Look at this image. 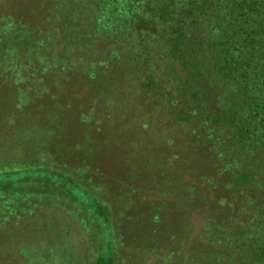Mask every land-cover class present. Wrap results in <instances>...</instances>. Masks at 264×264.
<instances>
[{"label":"trees","instance_id":"obj_1","mask_svg":"<svg viewBox=\"0 0 264 264\" xmlns=\"http://www.w3.org/2000/svg\"><path fill=\"white\" fill-rule=\"evenodd\" d=\"M19 11L18 15H22L19 20L30 24L31 29L39 19L51 20V24L61 15L70 20L77 25L81 39L90 37L88 47L92 52H88L87 60L78 57L80 65L85 63L91 68L87 74L75 69L65 75L57 87L45 78L57 88L55 95L48 93L53 91L49 84L48 89H42L45 81L40 88L32 90L35 94L41 90L47 92L43 103L39 102L43 99L38 94L33 96L37 98H29V92L22 96L19 91L14 92L16 87L0 80V110L11 112L8 119L17 128L15 138L24 141L13 149L20 150L23 146V150L43 152L37 139L41 133L38 131L41 125L35 117L37 112L34 108L31 111L33 106L25 110L26 105L39 102L36 108L69 110L73 105L81 108L82 94L92 93L93 105L77 111V118L81 120L84 111H88L91 118L100 119L102 124V111L105 115L117 113L113 108L118 102L115 107L124 108L125 116L123 120L118 119L119 114L115 116L116 123L123 121L127 125L128 144L133 141L131 135L136 128H140L141 136L135 145L147 141L157 145L159 155L153 171H161V175L149 176L151 183L141 190L147 192L160 187L175 198L170 207L162 203L155 205L147 197L140 202L133 183L119 178L112 180L108 174L114 171L104 172L101 164L87 166L91 169L88 177H92L87 179H92L89 180L91 189L99 200L106 201L109 193L120 196L127 189L134 191L132 197H135H131L126 214L112 213L115 249L126 250L133 259L132 252L138 248L142 251L150 247L167 248L178 255L168 260L169 264H264L263 181H260L263 187L258 188L252 200L259 199L253 207L256 215L251 221L258 226L256 235L251 234L248 244L239 246L232 239L231 243H225L212 237L215 231L225 230L221 219L232 217L230 212L239 214V204L236 210H230L207 198L200 202L191 195L192 201L201 205L198 206L186 203L181 193H177L183 190L198 193L211 184L213 168H208L209 154L225 158L222 160L225 166L221 165L223 176L228 170L234 173L229 164L233 159L227 161L224 146L228 150L235 149L238 157L264 153V0H46L44 8L41 5L23 11L19 7ZM85 12L86 16L79 20ZM67 26L70 28V24ZM80 43L77 41V45ZM68 92L72 99L65 96ZM163 108L170 114L169 123L172 120L176 131L169 128L167 121L158 119V112ZM18 114H23V118L16 121ZM83 125L86 130L90 129L89 125ZM172 132L178 136L175 140L168 137ZM206 143L210 148L205 147ZM14 154L20 153L12 152V156ZM47 155L58 163L53 154ZM70 157L68 153L64 162L72 166L76 163ZM0 159L3 164L8 163ZM79 160L75 167L81 166L84 158ZM108 162L113 166L116 160L111 157ZM239 175L234 174V182L244 183L248 175ZM216 191H225V188ZM3 197L10 201L8 195ZM206 206L213 211L208 214L213 221L202 227L200 234L208 239L203 237L201 243L200 234L195 239L190 238L194 230L189 224V214L203 210L206 213ZM164 223L165 230L162 229ZM236 227L235 230L241 229L249 235L254 226L245 218H239ZM170 228L172 233H169ZM179 231L186 235L185 240H177L175 236ZM14 233L13 236L21 234ZM87 233L90 238L91 232L87 230ZM90 239H93V251L99 252V237L92 235ZM185 249L189 250V256L185 255ZM130 259L128 257V263ZM134 259V264L138 263L136 253ZM21 260L16 258L15 264H27ZM91 263L95 264V260ZM159 263L164 264L166 260Z\"/></svg>","mask_w":264,"mask_h":264},{"label":"rangeland","instance_id":"obj_2","mask_svg":"<svg viewBox=\"0 0 264 264\" xmlns=\"http://www.w3.org/2000/svg\"><path fill=\"white\" fill-rule=\"evenodd\" d=\"M45 2L46 0H0V80L8 86L16 87L14 92L19 91L22 96L31 93L29 98L38 94L41 96L40 99H43V96L48 95L42 90L35 91L36 94L32 92L41 87L42 81L46 82L42 89H48L49 84L53 91L48 93L55 95L57 91L55 87L69 72L73 73L76 69L87 74L91 69L88 64H79L78 57L87 60L90 57L88 52L92 50L88 47L91 44L90 37L85 36L84 40L81 39L75 23L61 18L60 15L51 24H49L51 20L39 19L35 28L31 29L30 24L19 20L22 16L18 15L19 7L23 11L32 7L40 8L41 5L44 8ZM85 16L86 12L79 17V20ZM66 23L70 24V28ZM77 41L81 42L80 45H77ZM45 78H49L55 87ZM54 95L51 96L54 98ZM65 96L71 98V92L65 93ZM65 96L62 95L63 98ZM76 100H79L78 97ZM39 102L43 103L44 99ZM39 102L26 105L25 110L33 106L31 111L34 108L37 112L35 117L41 125L38 128L41 133L38 134L37 139L40 140L38 145L42 146L43 152L28 148L23 150V146L20 150L13 149L18 148L16 144H24V141L15 138L17 128L14 122L8 119L11 112L0 110V158L13 164H3L0 159V264H15L16 258L23 259L21 262L27 264H88L93 259L95 264H134L135 253L138 262L136 264H160L159 262L165 260L164 264H169L168 260L178 255L167 248L150 247L145 251L138 248L132 252L133 259H130V254L126 250L125 252L117 248L121 251L115 253L117 249H115V236L111 226L112 213L115 215L120 213L124 216L126 209L132 203V198L135 197H132L134 191L126 190V186L123 189L126 192L120 196L109 193L106 201H102L95 197L96 192L91 189L92 179H87L88 171L91 170L89 168L95 163L101 164L104 172L114 171L108 174L112 180L119 178L126 183H133L140 202L141 198L147 197L148 201H152L155 205L162 203L170 207L172 198H175L170 192H163L164 189L160 187L147 192L141 190L151 183L149 176L158 178L161 175V171L156 173L153 171L156 166L155 158L159 155L157 145L152 141L135 145L141 136L140 128H136L134 135H131L133 141L128 144L125 136L127 125L123 121L120 124L116 123L115 116L119 114V120H123L125 116L124 108L115 107L118 102L114 103L113 108L117 113H110L109 116L107 113L104 114V110L102 111V124L100 119L91 118V112L88 111H84L81 120L77 118V111L82 112L85 107L93 105L92 93L82 94L81 108L77 105L76 108L73 105L69 110L61 107L36 108ZM158 114L160 121L169 123L170 114L167 109L163 108ZM22 118L23 114H18L14 120ZM170 123L168 127L176 131L172 120ZM83 124L89 125L90 129L86 130L87 127ZM144 135L147 133L145 132ZM168 137L175 140L178 136L172 132ZM118 138L121 142L117 140ZM7 144L10 147L6 148ZM205 147L210 148L207 143ZM223 149L227 161L233 159L229 164L234 173L228 170L223 176L221 165H224L222 160L225 158L216 156V153L213 156L209 154L208 168H213L211 184L200 189L198 193L191 190L177 191V193H181L179 195L186 200V203L198 206L201 205L195 204L196 201H192L194 198L200 202H205L207 198L230 210H236L239 204L237 207L239 214L230 212L232 217L221 219L223 226H226L225 230L215 231L212 237L225 243H231L232 239L235 245L239 246L241 243L245 245L251 239V234L256 235L258 229L256 223L251 221L256 215V209L253 207L259 203V199L255 202L252 200L255 198L254 195L258 194V188L263 187L260 181L264 182V153L247 154L244 158L235 155V149L228 150L227 146ZM12 152L20 154L12 156ZM68 153L76 164L71 163L70 166L68 162H64ZM47 154H53L58 163ZM111 157L116 160L112 164L115 167L109 165L108 160ZM81 158H84L83 163L75 167L74 165H79ZM21 163H25L23 167L20 166ZM216 171L218 175L215 174ZM235 173H240L239 176L243 173L247 174V180L244 183L234 182ZM98 181H100L99 185H102V181ZM222 187L225 191H216ZM249 194L251 197H248ZM6 195L9 196L10 201L4 199L3 196ZM191 195L195 197L191 198ZM206 209V213L204 210L198 211L200 215L194 211L189 214V224L194 230L190 238L195 239L194 237L199 236L202 227L213 221L208 215L213 211L207 206ZM208 216L210 220L207 222ZM239 218H245L249 225L254 226L250 229L249 235L241 229L238 231L234 229L238 228L236 224ZM165 227L164 223L162 229L165 230ZM87 230L99 237L97 242V246L100 247L99 252L93 251V239H90L92 235L89 238ZM14 231L21 234L13 236L16 234ZM169 233H172L171 228ZM176 233L177 240H185V234L180 231ZM200 235L201 243L204 242L203 237L208 239L206 235L202 236L203 233ZM184 253L189 256L188 249H185Z\"/></svg>","mask_w":264,"mask_h":264}]
</instances>
